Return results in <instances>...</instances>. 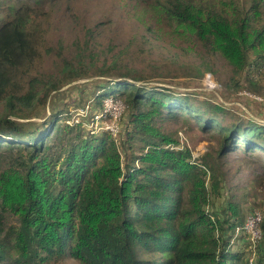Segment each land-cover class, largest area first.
I'll list each match as a JSON object with an SVG mask.
<instances>
[{
  "label": "trees",
  "instance_id": "16d2710c",
  "mask_svg": "<svg viewBox=\"0 0 264 264\" xmlns=\"http://www.w3.org/2000/svg\"><path fill=\"white\" fill-rule=\"evenodd\" d=\"M135 2L141 23L199 39L245 70L251 89L264 92L254 79L264 67V0ZM44 17L24 5L0 26V264L66 256L82 264H250L245 254L227 251L247 218L241 205L230 203L224 221L210 206L226 185L224 156L242 147L264 155V122L233 115L208 97L149 86L144 73L118 70L115 58L100 67L114 78L96 82L95 98L101 110L107 97L124 102L128 131L121 143L81 120L59 122V112L49 124L32 120L52 92L86 75L62 45V63L40 68ZM193 132L216 138L218 155L196 160L182 136ZM119 144L130 150L126 164ZM261 227L259 264L264 214Z\"/></svg>",
  "mask_w": 264,
  "mask_h": 264
},
{
  "label": "rangeland",
  "instance_id": "374dc122",
  "mask_svg": "<svg viewBox=\"0 0 264 264\" xmlns=\"http://www.w3.org/2000/svg\"><path fill=\"white\" fill-rule=\"evenodd\" d=\"M24 5L45 12L44 23L42 20L45 46L42 48L44 57L38 62L40 68L52 71L58 67V61L62 63L58 54L62 45L67 50L63 51L64 55L76 57L83 64V69H79L86 73L52 92L40 106V114H34L32 120L49 124L52 113L59 112V122L81 120L89 130L109 131L121 143L128 131L122 129L128 117L123 115L124 102L110 95L104 99L105 108L101 110L95 98L101 91L96 82L114 78L111 74L102 76L100 67L117 60L118 70L129 67L144 73L149 86L165 85L189 93L192 98L208 97L224 104L233 115L264 122V92L249 87L245 70L236 71L227 58L206 48L199 39L185 40L177 31L167 33L154 24L149 27L141 23L135 0H0V26ZM254 72V79L264 85V67ZM115 94L121 95L120 91ZM3 109L4 100H0V113ZM233 115H228L225 121L229 122ZM182 136L193 148L196 160L206 152L213 157L218 155L216 138L205 134L202 140L198 132ZM119 147L126 164L130 150L125 145L119 144ZM222 170L226 185L210 206L214 216L224 221L232 202L241 205L240 215L244 219L254 210L264 214V155L247 153L242 147L222 158ZM240 232L234 231L227 251L245 254L252 264H259L263 257L259 251L261 240L254 244L246 231L241 235ZM262 260L264 264V258ZM37 264L82 263L66 256L59 260L39 259Z\"/></svg>",
  "mask_w": 264,
  "mask_h": 264
},
{
  "label": "built area",
  "instance_id": "2783aa9c",
  "mask_svg": "<svg viewBox=\"0 0 264 264\" xmlns=\"http://www.w3.org/2000/svg\"><path fill=\"white\" fill-rule=\"evenodd\" d=\"M263 220V213L262 211H258V210H254L252 213H250L245 222L242 225H238L236 227L235 231H241L240 235L243 234L242 231H246L250 237H251V241H253V243H257L261 240L262 238V227H261V223ZM249 262L251 263V260L249 258Z\"/></svg>",
  "mask_w": 264,
  "mask_h": 264
}]
</instances>
